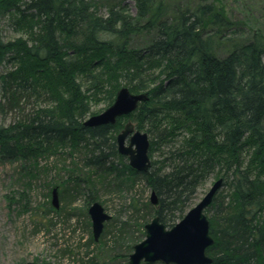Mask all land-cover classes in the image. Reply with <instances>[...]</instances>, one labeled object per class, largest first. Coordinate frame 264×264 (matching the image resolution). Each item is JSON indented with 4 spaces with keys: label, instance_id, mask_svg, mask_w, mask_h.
I'll return each mask as SVG.
<instances>
[{
    "label": "trees",
    "instance_id": "1",
    "mask_svg": "<svg viewBox=\"0 0 264 264\" xmlns=\"http://www.w3.org/2000/svg\"><path fill=\"white\" fill-rule=\"evenodd\" d=\"M135 7L133 17L124 5L98 17L92 0H0V24L18 36L4 40L0 26V111L13 117L0 125V162L26 166L21 180L31 181L42 172L40 159L68 150L95 175L86 179V207L98 200V183L116 193L113 187L139 181L156 194L157 204L146 207L166 228L195 205L201 186L221 178L205 211L210 264H264V33L229 45L236 23L206 0H135ZM150 32L145 47H131L134 36ZM228 45V55L218 56ZM104 84V108L121 87L148 100L114 125L85 127L99 113L91 105ZM125 119L148 134L149 157L158 152L144 172L117 152ZM79 179L75 169L64 170L56 185L70 188V204L84 190ZM114 222L98 242L83 244L100 254L114 246L112 261L93 254L72 264H128L130 224Z\"/></svg>",
    "mask_w": 264,
    "mask_h": 264
},
{
    "label": "rangeland",
    "instance_id": "2",
    "mask_svg": "<svg viewBox=\"0 0 264 264\" xmlns=\"http://www.w3.org/2000/svg\"><path fill=\"white\" fill-rule=\"evenodd\" d=\"M189 1L197 2L198 0ZM93 2L98 17H104L111 5H124L125 14L131 17L135 16L136 13L135 0H92ZM206 2L214 4L216 8L223 9L226 16L236 23L237 32L231 36L229 45L231 42H243L253 33H264V0H206ZM5 22L0 24L4 40L18 37L12 28L5 25ZM152 36L153 33L151 32L134 36L131 40V47L135 49L145 47ZM76 39H78L77 36ZM229 45L219 50L218 56H227L231 49ZM2 69L1 66L0 72ZM78 83L85 85L82 89L83 92L88 91L85 80L79 79ZM105 86L106 88L94 97L93 101L97 100L92 102V111L101 112L105 109V104L101 102V99L104 97L103 91L110 88L107 84ZM132 92L137 93L139 91L136 89ZM90 94L91 91L89 90L86 95ZM12 118L10 114L0 111V125H7ZM128 121L135 126V121L129 119L121 120L122 125L124 126ZM120 131L119 129L116 135ZM67 154H69L68 150H58L57 154L52 157L40 159L38 170L42 172L36 174L37 178L31 181L26 178L21 180V175L25 173L22 168L25 170L26 166L20 163L11 165L0 162V264H23L27 262L72 264L79 257L85 258L86 255L91 256L93 254L100 255V257L102 254L105 255L103 257L107 263L112 261L110 257L115 255L114 246L105 245L101 254L98 249L94 251L93 246H83L86 240L90 238L93 240L91 221L88 214V218H86L84 213V211L87 213L89 206L86 207L83 202L85 189L90 187L91 182L87 183L86 179H95V175H92L89 169L84 167L80 155L74 154L73 157H69ZM64 157L65 161H62L60 158L63 159ZM158 159V152L151 153L150 160ZM45 167H47L46 170ZM73 169L79 173L80 186L77 184L79 189L84 190L70 204L71 192L68 190L70 188L66 191L63 186H58L59 207L56 210L51 205V189L55 185H60V177L64 178V170ZM107 180H104V183ZM215 180V178H211L201 186L193 203H197L204 196ZM28 182L30 189L26 188ZM70 185H73L72 181L67 186ZM99 185L98 183L96 189L98 200L96 201L111 216V219L104 224L103 231L106 225L108 231L113 229V219L117 227L122 226L123 223L128 224L129 221L128 233L130 235L127 234L124 238V250H126L127 245L136 244L144 238L143 227L153 218L149 208L146 207L147 203L149 207L152 206L150 203L151 192L139 181L135 182L132 187H127L128 185L124 184L113 187L116 189V193H105ZM49 205L54 209L53 211L48 209ZM55 210L56 212H54ZM72 210L80 215L73 214ZM135 210L139 213L132 217ZM145 213H147L146 218L142 217ZM106 239L110 238L107 236Z\"/></svg>",
    "mask_w": 264,
    "mask_h": 264
},
{
    "label": "water",
    "instance_id": "3",
    "mask_svg": "<svg viewBox=\"0 0 264 264\" xmlns=\"http://www.w3.org/2000/svg\"><path fill=\"white\" fill-rule=\"evenodd\" d=\"M146 93H131L127 87H121L115 94L113 102L103 111L90 115L83 122L85 127L114 125L118 118L134 112L140 103L146 102ZM118 154L126 157L128 165L136 172H144L151 166L149 157V137L146 132L136 130L128 121L116 135ZM222 179L215 180L204 196L190 208L172 227L166 228L158 216H154L143 227L144 238L133 245L128 255V264H210L211 258L206 249L213 243L209 233V221L206 209L212 202L215 193L222 185ZM157 196L150 194V203L157 204ZM51 205L58 209V186L51 189ZM91 221V232L94 242H98L104 224L110 220L99 202H93L87 209Z\"/></svg>",
    "mask_w": 264,
    "mask_h": 264
},
{
    "label": "flooded vegetation",
    "instance_id": "4",
    "mask_svg": "<svg viewBox=\"0 0 264 264\" xmlns=\"http://www.w3.org/2000/svg\"><path fill=\"white\" fill-rule=\"evenodd\" d=\"M123 127H124V126H123ZM122 129H123V128H122ZM122 129H121V130H122ZM152 206H153V205H152ZM110 219H111V218H110Z\"/></svg>",
    "mask_w": 264,
    "mask_h": 264
}]
</instances>
